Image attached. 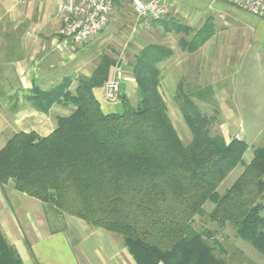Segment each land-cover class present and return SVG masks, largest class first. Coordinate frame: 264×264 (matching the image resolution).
Returning <instances> with one entry per match:
<instances>
[{
	"label": "trees",
	"instance_id": "trees-1",
	"mask_svg": "<svg viewBox=\"0 0 264 264\" xmlns=\"http://www.w3.org/2000/svg\"><path fill=\"white\" fill-rule=\"evenodd\" d=\"M172 23L169 30L188 28ZM172 53L149 42L134 54L140 101L133 104L124 91L121 111L104 112L94 94L116 63L107 54L91 76L79 79L74 92L70 77L47 90L34 89L29 99L42 112L58 101L75 109L47 136L21 131L8 140L0 150V185L13 181L17 191L55 213L121 235L138 264H229L231 259L259 264L238 245L231 256L217 232L195 221L206 215L220 228H232L235 239L249 242L264 257V145L245 161L247 141L226 142L214 134L212 116L190 97L180 107L192 135L185 142L159 89L158 63ZM239 165L240 176L220 194L221 183ZM208 201L214 203L210 212L204 207ZM0 264H24L1 226Z\"/></svg>",
	"mask_w": 264,
	"mask_h": 264
},
{
	"label": "crops",
	"instance_id": "crops-1",
	"mask_svg": "<svg viewBox=\"0 0 264 264\" xmlns=\"http://www.w3.org/2000/svg\"><path fill=\"white\" fill-rule=\"evenodd\" d=\"M59 2L0 0V150L21 131L52 133L58 119L75 106L58 101L42 112L31 104V92L52 88L67 77L75 87L82 76L92 75L104 54L92 57L97 36L80 47L61 43ZM187 14L186 36L167 44L173 53L158 63L159 89L169 110L181 111V102L190 97L201 108H230L229 116L239 123H264V18L223 0H195L194 12ZM164 26L169 30V20ZM202 35H207L204 41ZM196 40L202 42L192 50L190 43ZM129 81L126 92L135 93L130 99L137 104V83ZM104 87L94 94L104 112H113ZM245 126L240 133L248 151L253 135ZM57 215L46 203L17 191L12 181L0 185V226L24 264H138L121 235L80 218L57 224L59 219L51 218Z\"/></svg>",
	"mask_w": 264,
	"mask_h": 264
},
{
	"label": "rangeland",
	"instance_id": "rangeland-1",
	"mask_svg": "<svg viewBox=\"0 0 264 264\" xmlns=\"http://www.w3.org/2000/svg\"><path fill=\"white\" fill-rule=\"evenodd\" d=\"M167 3L169 6V12L167 13V15L157 22L147 23L146 20H140L138 18L130 0H120L110 17L109 25L102 32H100L101 34L99 33V35H97V42H92L91 44V47L93 46L91 52H97L92 57H98L99 52H103L104 54L112 56L116 60V63L112 67L113 71L115 65L120 64L125 72L124 74L126 77V81L128 80V78L134 79V76L132 75V63L134 62V54L139 51V49L145 42L166 44L167 46V44L171 45L177 42L179 37L186 36V32L184 30H168L167 27L165 29L164 23L165 20H169L168 27H175L176 23H172L173 21L178 22L182 25H187L191 19L190 14L188 15L187 13H192V11L194 12L195 0H167ZM131 85L132 83L129 81L126 85L127 89H129ZM75 87L71 85V92H74ZM136 93L137 96H139L138 92ZM134 94L135 93L131 90L128 93L126 92L128 98H131V96H134ZM138 100L140 101V99ZM121 101V98H119L116 102H109V104L111 106H115V111H121L123 108ZM167 109L171 120L180 133L182 139L187 143L190 142L192 135L189 124L184 115H182L181 111H179V109L176 107H170L169 110V107L167 106ZM229 109L230 108L220 107L214 109L213 106L202 107L204 113H206L210 117L212 116V121L210 123L212 132L214 134H221L225 138L226 142H230L234 138L243 140L242 134L240 132H242L244 126L246 125L245 127L249 130L248 132L253 135V139L251 138L248 140L251 144H254V146H251L250 150H248L244 155L245 161H248L251 158L253 150L256 147L264 144V123H249L247 121L246 124H243L242 122L239 123L235 119H232L231 116H229ZM232 109L233 111H235L236 108ZM241 109L243 110V108ZM220 111L222 112V116L220 115ZM222 119L223 121H221ZM236 134H240L241 137L236 138ZM242 168V165H239L229 173V175L221 183L218 189V192L220 194H222L236 181V179L241 174ZM46 205L49 206L47 203ZM204 207L207 212H210L214 207V203L208 201ZM57 214L58 215L56 216V218L51 217L52 220L59 219L57 220V224L60 220L62 221V223H64V220L66 219L78 218L65 212H59ZM195 225L197 227H207L217 232L216 238L226 244L227 248L230 250L231 256L234 253V246L238 245L241 249L244 250V252H246L249 260H256L257 263L264 264V257H262L261 253L255 250L249 242L244 241L241 238L235 239V232L232 228H220L216 224L209 221L206 215L197 216ZM238 263L243 264L241 261H232V259L231 262H229V264Z\"/></svg>",
	"mask_w": 264,
	"mask_h": 264
},
{
	"label": "built area",
	"instance_id": "built-area-1",
	"mask_svg": "<svg viewBox=\"0 0 264 264\" xmlns=\"http://www.w3.org/2000/svg\"><path fill=\"white\" fill-rule=\"evenodd\" d=\"M120 0H60L58 15L61 25L57 34L64 46L80 47L103 31ZM140 20L152 22L169 12L167 0H130ZM264 18V0H223ZM120 64L106 81L103 97L108 102L120 98L121 84L126 77ZM236 134V138H240Z\"/></svg>",
	"mask_w": 264,
	"mask_h": 264
},
{
	"label": "water",
	"instance_id": "water-1",
	"mask_svg": "<svg viewBox=\"0 0 264 264\" xmlns=\"http://www.w3.org/2000/svg\"><path fill=\"white\" fill-rule=\"evenodd\" d=\"M126 82H122L121 84V93H123L125 91V88H126Z\"/></svg>",
	"mask_w": 264,
	"mask_h": 264
}]
</instances>
